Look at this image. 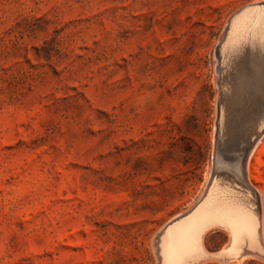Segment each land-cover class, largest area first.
Listing matches in <instances>:
<instances>
[{
	"label": "rangeland",
	"instance_id": "1",
	"mask_svg": "<svg viewBox=\"0 0 264 264\" xmlns=\"http://www.w3.org/2000/svg\"><path fill=\"white\" fill-rule=\"evenodd\" d=\"M254 3L0 0V264H162L163 229L213 180L253 205L263 252L197 264H264V136L244 186L216 148L219 37Z\"/></svg>",
	"mask_w": 264,
	"mask_h": 264
},
{
	"label": "bare ground",
	"instance_id": "2",
	"mask_svg": "<svg viewBox=\"0 0 264 264\" xmlns=\"http://www.w3.org/2000/svg\"><path fill=\"white\" fill-rule=\"evenodd\" d=\"M218 45L221 47L216 50L217 56L228 68L223 81L231 85L223 99L225 114L220 113L225 138L222 150L234 152L264 110V6L254 3L233 15ZM245 76L249 78L247 84ZM259 142L260 139L249 156ZM217 183L211 182L203 199L188 214L165 226L159 246L162 264H197L210 258L240 263L245 258L241 255L244 247L263 252L258 240L260 221L253 205L228 189H218ZM212 229L225 230L230 241L216 254L207 253L201 244L203 235Z\"/></svg>",
	"mask_w": 264,
	"mask_h": 264
},
{
	"label": "water",
	"instance_id": "3",
	"mask_svg": "<svg viewBox=\"0 0 264 264\" xmlns=\"http://www.w3.org/2000/svg\"><path fill=\"white\" fill-rule=\"evenodd\" d=\"M243 80L244 82H246L245 84L249 82V78H246V76L245 79ZM225 95H227V93L225 92L220 93V98H219L220 103L218 106V137H217V145H216L218 154L221 152L223 143L225 141V138L223 137L224 120L223 119L220 120L221 111L222 114H225V107L223 104V99ZM263 134H264V110L249 126L247 136L244 138V140L241 142V144L235 151L236 155L231 157L234 161V165L231 167V172L233 176L237 178L240 186H244L245 184L244 172H245L248 156L252 148L256 144V142L263 136ZM223 170H225V165L223 164L222 160L219 158L218 155V157H216V159L214 160V173L219 175ZM216 253H212V254H216ZM241 255L245 256V251H243V254Z\"/></svg>",
	"mask_w": 264,
	"mask_h": 264
}]
</instances>
